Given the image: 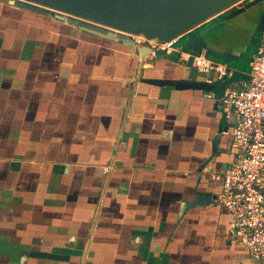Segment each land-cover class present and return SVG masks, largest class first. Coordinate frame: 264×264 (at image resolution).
<instances>
[{
    "label": "crops",
    "instance_id": "0c3cea01",
    "mask_svg": "<svg viewBox=\"0 0 264 264\" xmlns=\"http://www.w3.org/2000/svg\"><path fill=\"white\" fill-rule=\"evenodd\" d=\"M16 6L0 2V264H252L214 198L234 155L222 100L248 80L264 0L175 40L222 80Z\"/></svg>",
    "mask_w": 264,
    "mask_h": 264
},
{
    "label": "built area",
    "instance_id": "2783aa9c",
    "mask_svg": "<svg viewBox=\"0 0 264 264\" xmlns=\"http://www.w3.org/2000/svg\"><path fill=\"white\" fill-rule=\"evenodd\" d=\"M131 39L136 44L144 42L141 37ZM147 43L149 58L157 52L173 51L181 62L189 63L210 80V74L217 80L232 75L222 63L174 49L175 40ZM249 67L246 83L228 91L222 100L225 117L233 122L230 135L234 155L220 178L214 202L229 214L227 235L246 250L252 264H264V30Z\"/></svg>",
    "mask_w": 264,
    "mask_h": 264
},
{
    "label": "water",
    "instance_id": "95a60500",
    "mask_svg": "<svg viewBox=\"0 0 264 264\" xmlns=\"http://www.w3.org/2000/svg\"><path fill=\"white\" fill-rule=\"evenodd\" d=\"M13 1L49 11L56 22L120 44L133 53L140 64L149 53L147 41L177 40L240 2L256 4L262 0H8L7 3L11 5ZM263 30L264 11L257 25L258 32ZM131 37H141L144 42L136 44ZM138 82L176 90L208 91L212 88L205 82L186 80L139 79ZM212 199L213 196L199 195L187 208L210 203Z\"/></svg>",
    "mask_w": 264,
    "mask_h": 264
},
{
    "label": "rangeland",
    "instance_id": "374dc122",
    "mask_svg": "<svg viewBox=\"0 0 264 264\" xmlns=\"http://www.w3.org/2000/svg\"><path fill=\"white\" fill-rule=\"evenodd\" d=\"M7 1H8V0H0V2H3V3H7ZM13 4H14V6L17 5L16 7H21L22 9H29L28 7H30V8H34V9H36V10H38V11L46 12V13H48V15L51 16V17H52V14H53V13H51V12H49V11L44 10V9L37 8V7L31 6V5H27V4L21 3V2H19V1H13ZM34 9H33V10H34ZM29 10H31V9H29ZM77 24H78V23H77ZM77 24H76V25H77ZM184 42H185V38L182 39V40H180V41L178 42V44H183ZM185 49L188 50V51H190L189 48H185ZM228 67H232V62L228 63ZM228 69H229V68H228Z\"/></svg>",
    "mask_w": 264,
    "mask_h": 264
},
{
    "label": "trees",
    "instance_id": "16d2710c",
    "mask_svg": "<svg viewBox=\"0 0 264 264\" xmlns=\"http://www.w3.org/2000/svg\"><path fill=\"white\" fill-rule=\"evenodd\" d=\"M198 53H194V54H192V55H197Z\"/></svg>",
    "mask_w": 264,
    "mask_h": 264
}]
</instances>
